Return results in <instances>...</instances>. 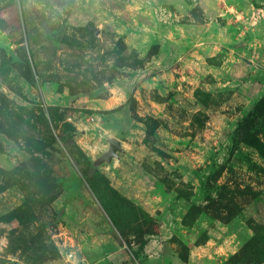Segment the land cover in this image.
<instances>
[{
    "label": "rangeland",
    "instance_id": "374dc122",
    "mask_svg": "<svg viewBox=\"0 0 264 264\" xmlns=\"http://www.w3.org/2000/svg\"><path fill=\"white\" fill-rule=\"evenodd\" d=\"M263 98L264 0H0V264H264Z\"/></svg>",
    "mask_w": 264,
    "mask_h": 264
},
{
    "label": "water",
    "instance_id": "95a60500",
    "mask_svg": "<svg viewBox=\"0 0 264 264\" xmlns=\"http://www.w3.org/2000/svg\"><path fill=\"white\" fill-rule=\"evenodd\" d=\"M105 139L110 144V148L100 157L92 160L93 168H99L104 163L112 164L114 158L118 156V152L122 151V143L120 140L110 136H106Z\"/></svg>",
    "mask_w": 264,
    "mask_h": 264
},
{
    "label": "trees",
    "instance_id": "16d2710c",
    "mask_svg": "<svg viewBox=\"0 0 264 264\" xmlns=\"http://www.w3.org/2000/svg\"><path fill=\"white\" fill-rule=\"evenodd\" d=\"M264 113V98L261 99L255 106L254 110L249 114L248 117L244 119V121L240 124L238 130L244 129L255 117H258ZM249 126V125H248ZM247 126V127H248ZM246 127V128H247ZM234 144H236L237 139H234ZM146 244V243H145ZM144 244V247H145ZM143 247V248H144Z\"/></svg>",
    "mask_w": 264,
    "mask_h": 264
}]
</instances>
